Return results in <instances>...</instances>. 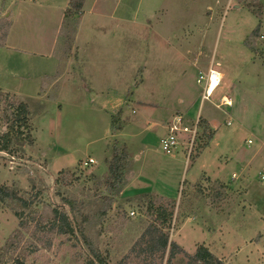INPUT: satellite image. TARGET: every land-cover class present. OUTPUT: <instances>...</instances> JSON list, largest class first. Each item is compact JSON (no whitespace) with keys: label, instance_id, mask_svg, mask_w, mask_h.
<instances>
[{"label":"rangeland","instance_id":"rangeland-1","mask_svg":"<svg viewBox=\"0 0 264 264\" xmlns=\"http://www.w3.org/2000/svg\"><path fill=\"white\" fill-rule=\"evenodd\" d=\"M68 3L0 0V93L26 102L33 125V143L0 151V186L34 201H0V264H87L92 248L111 264H146L135 244L150 195L176 203L169 239L186 251L203 244L223 264H264V0H84L76 30L62 26ZM211 67L220 85L204 99ZM169 119L172 152L161 142ZM114 145L132 157L111 194ZM62 197L78 201L74 234L41 229Z\"/></svg>","mask_w":264,"mask_h":264},{"label":"trees","instance_id":"trees-1","mask_svg":"<svg viewBox=\"0 0 264 264\" xmlns=\"http://www.w3.org/2000/svg\"><path fill=\"white\" fill-rule=\"evenodd\" d=\"M83 2L84 0H69L68 7L64 11L62 21L63 27L69 28L72 25L74 30H76L77 21L73 20L80 15ZM259 30L260 25L254 29L253 35H258ZM245 42L249 43L248 38ZM0 96L1 100L5 103L2 109L0 107V151L11 155L19 154V151L23 149V145L33 143L31 110L26 102L11 99L9 94L0 93ZM119 121L120 116H112L111 128L113 131H119L123 128L122 123ZM2 122L5 124L3 125ZM210 135H212V132ZM200 148L203 147L201 146ZM130 161L131 155L125 145L113 146L112 156L108 160V171L106 173L107 189L111 194L115 191H119L124 186L125 174L128 170ZM216 183L217 194H220V190L223 189L225 185L219 180H217ZM192 185L195 186V183ZM190 195L191 190L187 187L182 189L178 203L179 211L181 206L183 209L189 207V202L186 200L187 203H185L184 198ZM12 198L20 203L21 208H31L34 206V201L32 199L18 196L8 186L1 185L0 201L4 202ZM62 200L64 206H67V208L64 206L54 207V217L50 219L49 226L45 227V229L42 227L41 229L46 230V232L50 229H57L59 234H74L76 233L75 219L78 210V201L69 197H62ZM146 208V213L151 219L135 244L138 246L136 255L144 262L146 261V264H162V262L159 263L155 259L157 256L163 259L166 253H168L167 264H173L172 260L176 258L177 254H183L188 257V264H223V260L203 244L198 245L194 253H190L182 248L175 240L169 239L168 232L172 227L176 208V203L174 201L167 200L166 202L163 201L157 204L153 196L150 195ZM14 213L20 219V226L26 225V219H23L24 212L15 209ZM91 254V257L88 256V259H86L87 264H111L100 250L92 248ZM150 258L152 261H149ZM117 264H122V262Z\"/></svg>","mask_w":264,"mask_h":264},{"label":"built area","instance_id":"built-area-1","mask_svg":"<svg viewBox=\"0 0 264 264\" xmlns=\"http://www.w3.org/2000/svg\"><path fill=\"white\" fill-rule=\"evenodd\" d=\"M218 73H219V71H217L216 69H213L212 67L209 69L208 75H207L208 79H207V82L205 83V86H204V94H203L204 99H207L209 96H211L207 91L208 80L214 76L216 77ZM198 80H199L198 82L201 81V79H198ZM218 80L220 82V76H219ZM225 99H226V97H225ZM227 102H228V100H227ZM228 104H229V102H228ZM177 121L179 122L180 118ZM183 130L187 131L188 128L184 127ZM177 131H178V126L176 124H173L170 127V132L168 133V135H166L165 137H163L161 139L163 150L168 151V152H172V150H174L176 148V146L179 142ZM194 136H195V134L192 135L191 144L193 142ZM93 161H94V159L90 158V162H93ZM133 213H134V211L131 212V214H133Z\"/></svg>","mask_w":264,"mask_h":264},{"label":"crops","instance_id":"crops-1","mask_svg":"<svg viewBox=\"0 0 264 264\" xmlns=\"http://www.w3.org/2000/svg\"><path fill=\"white\" fill-rule=\"evenodd\" d=\"M200 72H201V70H200ZM220 85V84H219ZM218 85V86H219ZM218 86L215 88V90L213 91V93L214 92H216L217 91V89H218ZM212 93V94H213ZM211 94V95H212ZM172 119H169V120H166V121H164V124H161V126L163 127V129L165 130V129H168V130H170V127L172 126L171 124L172 123H168L169 121H171ZM173 120H174V118H173ZM208 120V119H207ZM173 122V121H172ZM210 122V121H209ZM123 129V128H122ZM122 129H121V131H122ZM170 132V131H169ZM181 136V135H180ZM179 136V137H180ZM186 136L185 137H182L181 136V138H180V144H179V147H182V149H184V150H186L187 149V147H186V145H187V142H186ZM132 157V156H131ZM182 158V155H179V153H177V154H175V155H172V158L171 159H169V161L167 162V165L169 166L168 167V169H169V171L171 172V174L173 173V172H175V171H173L174 169L172 168V167H170V166H172V164L175 162V161H181L180 159Z\"/></svg>","mask_w":264,"mask_h":264},{"label":"bare ground","instance_id":"bare-ground-1","mask_svg":"<svg viewBox=\"0 0 264 264\" xmlns=\"http://www.w3.org/2000/svg\"><path fill=\"white\" fill-rule=\"evenodd\" d=\"M219 76H221L220 73L217 74V76L212 77L211 79L208 80V84H207V91L208 93L211 95L213 93V91L215 90V88L219 85ZM207 93V92H206ZM228 100V102H230L229 98H226Z\"/></svg>","mask_w":264,"mask_h":264}]
</instances>
